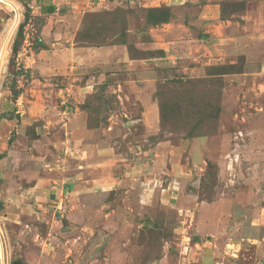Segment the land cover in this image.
Masks as SVG:
<instances>
[{
    "label": "rangeland",
    "instance_id": "obj_1",
    "mask_svg": "<svg viewBox=\"0 0 264 264\" xmlns=\"http://www.w3.org/2000/svg\"><path fill=\"white\" fill-rule=\"evenodd\" d=\"M254 1L221 2L222 21L234 22L230 30L242 37L241 53L217 41L212 57L161 61L152 97L159 118L155 135L145 133L142 122L125 126L140 117L137 90L127 85L118 88V96L113 82L120 78L115 74L104 79L112 72L108 66L107 76H99L97 68L77 76L72 68V75H59L49 83L34 81L20 53L29 43L27 31L33 46L37 42L39 20L28 21L14 2L18 17L0 5V196L9 210L3 214L7 220L0 214L4 264H264V26L259 30L256 25L258 33L250 35L235 30L249 6L264 12V0L257 5ZM175 11L166 5L119 6L88 14L81 18L74 41L94 47L124 45L131 57L165 58L146 34L138 40L132 32L147 31ZM13 23L15 30L6 42ZM27 23L31 27L24 30ZM91 75L98 78L85 90L83 84L89 82L84 79ZM77 109L86 113L93 137L125 158L131 156V145L167 142L178 148L184 172L177 179L183 181L186 196L171 201L170 207L160 202L162 196L142 206L132 196L88 194L81 199L82 219L76 210L69 211L77 205V195L64 193L69 210L63 219L51 203L53 208L39 210L44 214L38 217L24 191L39 178L63 177L73 170L76 148L67 133L63 140L57 111ZM160 171L157 165L150 168L155 175ZM161 179L167 183V175ZM191 193L197 203L220 207L217 221L201 225L202 241L193 229ZM120 206L127 218L118 215ZM116 249L120 254H113Z\"/></svg>",
    "mask_w": 264,
    "mask_h": 264
},
{
    "label": "crops",
    "instance_id": "obj_2",
    "mask_svg": "<svg viewBox=\"0 0 264 264\" xmlns=\"http://www.w3.org/2000/svg\"><path fill=\"white\" fill-rule=\"evenodd\" d=\"M11 1L18 5L20 11L26 13H24L26 17L29 16L28 21L39 20L37 42L33 46L30 33L27 31L25 43H29L21 47L20 53L21 60L29 69L34 81L49 83L59 75H72V68L77 72V76L93 68H97L99 76L104 74L107 76L105 69L108 66L109 73L111 70L112 72L104 79L107 81L109 77L116 75L120 78L113 82L117 88L116 93H119L118 96L122 92L118 88L121 89L127 85L131 89L133 87L137 90L135 97L141 105L140 117L130 119L125 126L142 122L145 133L151 135H155L159 130L158 110L152 97L157 81L161 78L160 72L157 70V67L162 65L161 61L169 64L172 60H197L200 54L204 57H212L215 55L212 46L217 41L230 44L232 53H241L242 37L230 30L234 26V22L222 21L221 2L224 0ZM257 1L251 3L257 5ZM161 5L176 9L169 21L153 26L147 31H135L132 34L138 40L142 33L146 34L153 45L165 52V58H134L130 56L124 45L92 47L77 45L74 41L82 28L80 20L87 14L111 10L119 6L132 9L134 7L157 8ZM255 9L258 8L249 6L241 18L243 23H235V30L238 33H241L240 31L243 29L245 35L256 34L258 33L257 26L259 30L264 26V12L258 13ZM29 26L27 23L24 30H28ZM200 32L203 33L201 39H195L194 36ZM262 67L264 68V64ZM97 78L93 75L85 78V83H89L83 84V89H89ZM57 114L59 131L63 134L62 138L65 139L66 133L69 138H72L71 143L73 142L76 148L77 160L69 174L55 177L56 179L53 177L39 178L24 191V198L33 208L32 212L34 210L33 213L38 217L44 214L39 210L52 209L51 204L54 205V211L55 205L59 203L66 211L69 210L68 195L63 196L64 193L77 195V198L73 199V204L77 205H73L69 211L76 210L77 217L81 215L82 219L85 208L81 204V199L88 194L99 196L114 194V196L122 198L132 196L135 203L142 206L151 205L162 196L160 202L170 205V207H173L171 201H177L179 197L186 196L183 181L177 179L179 173L184 172L183 165L177 161L180 153L178 148L167 146V142H160L146 148L129 144L131 146L128 147V153L131 156L125 158L116 151L115 147L104 145L105 140L93 137L84 111L80 109H77L75 113L57 111ZM56 143L60 145L58 142ZM161 145L166 146L161 147ZM162 148L164 151L161 150ZM2 150L3 146H0V153ZM52 156L56 157L55 154ZM156 165L161 170L158 175H155V172L154 174L150 172L151 166L155 167ZM163 175H167V183L161 179ZM61 185L65 187L59 190L57 186ZM193 190L195 189L193 188ZM59 192L60 194H58ZM189 197L191 205L193 203L195 218L193 229L196 233V240L202 241L200 239L204 236V232L201 225L207 221H217L220 216L217 211L220 207L214 203L208 205L203 202L197 203L194 194ZM0 204L3 206V209H0V214L3 219L7 220L8 218L3 214L9 213V210L2 196H0ZM106 207H109L107 209L109 214L112 209L109 205ZM125 209L120 206L118 215L121 214V217L127 218ZM123 220L121 218V223ZM112 251L114 255L120 254L118 249Z\"/></svg>",
    "mask_w": 264,
    "mask_h": 264
},
{
    "label": "built area",
    "instance_id": "obj_3",
    "mask_svg": "<svg viewBox=\"0 0 264 264\" xmlns=\"http://www.w3.org/2000/svg\"><path fill=\"white\" fill-rule=\"evenodd\" d=\"M9 1V0H8ZM11 2V1H10ZM13 3V2H11ZM13 11L15 12V15L18 17V12L17 10L13 9ZM55 213L59 216V218L63 219L66 210L63 208L62 204H56L55 205ZM3 242V235H2V224L0 223V243ZM4 244V243H3ZM4 251H0V264H4Z\"/></svg>",
    "mask_w": 264,
    "mask_h": 264
},
{
    "label": "bare ground",
    "instance_id": "obj_4",
    "mask_svg": "<svg viewBox=\"0 0 264 264\" xmlns=\"http://www.w3.org/2000/svg\"><path fill=\"white\" fill-rule=\"evenodd\" d=\"M0 5H4V6H5V9H6L7 11H11L12 9L17 10V9H16L17 7H16L13 3H11L10 1H8V0H0ZM15 17H16V16H15ZM14 19H15V18H14ZM15 27H16V23H13V24L11 25V27H10V30L8 31L9 34L7 35V40H6V42L9 41L11 35L13 34V32H14V30H15ZM4 44H5V43H4ZM6 48H7V47H6ZM0 251H1V252L3 251V242L0 243Z\"/></svg>",
    "mask_w": 264,
    "mask_h": 264
},
{
    "label": "trees",
    "instance_id": "obj_5",
    "mask_svg": "<svg viewBox=\"0 0 264 264\" xmlns=\"http://www.w3.org/2000/svg\"><path fill=\"white\" fill-rule=\"evenodd\" d=\"M91 14H94V13H91ZM87 15H88V14H87ZM168 20H169V19H168ZM168 20H167V21H165V22H164V21H162V22H163V23H166V22H168ZM162 22H160V23H155L153 26H156V25L163 24ZM153 26H152V27H153ZM105 46H106V45H105ZM92 47H94V46H92ZM128 51H129V50H128ZM134 58H137V57H134ZM14 97L16 98V92H14V94H13V98H12L13 100H15V98H14ZM8 119H12V118H11V117H9ZM88 127H89V126H88ZM0 208H1V207H0Z\"/></svg>",
    "mask_w": 264,
    "mask_h": 264
}]
</instances>
